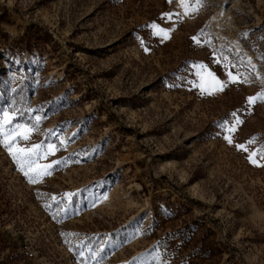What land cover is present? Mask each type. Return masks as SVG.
Instances as JSON below:
<instances>
[{"label": "rangeland", "instance_id": "obj_1", "mask_svg": "<svg viewBox=\"0 0 264 264\" xmlns=\"http://www.w3.org/2000/svg\"><path fill=\"white\" fill-rule=\"evenodd\" d=\"M183 11L179 0H0V119L35 127L18 147L56 145L41 164L66 161L31 184L0 143V264H264V159L235 147L264 146V101L248 103L264 93V0L165 18ZM202 30L249 82L193 86L201 63L228 79L193 41Z\"/></svg>", "mask_w": 264, "mask_h": 264}, {"label": "snow or ice", "instance_id": "obj_2", "mask_svg": "<svg viewBox=\"0 0 264 264\" xmlns=\"http://www.w3.org/2000/svg\"><path fill=\"white\" fill-rule=\"evenodd\" d=\"M173 0H169V3H172ZM205 0H179V4L181 8H183V13H175V14H165V18L168 20L173 19V15L179 18L181 15L192 16L198 13L204 7ZM150 27L153 30V35L160 36L162 39H170V34L173 31L171 27L162 28L158 24H151ZM193 41L201 46L208 45L212 48L213 56L215 58V62L221 64L225 74L227 75V80H221L216 74L208 69L206 64H198L194 65L197 69L196 75L199 78L198 82L193 81V86L198 88L201 94L212 95L216 92H222L227 86L228 83H247L249 82L246 77L238 70L237 63L232 60H229L226 55H224L223 51L217 49L215 45L212 44V40L209 38V35L201 31L199 36L193 37ZM143 43V41H141ZM147 50V49H146ZM256 101H264V93H260L257 96L249 97L248 103L251 105ZM235 118V124H241L242 121L236 118V114H232ZM13 117L9 113H4L3 118L0 119V143L4 145L5 148L8 149L10 155H12L13 159L16 161L17 165L20 168V171L27 178L28 182L31 184L42 183L44 178L50 176L52 174V170L54 166H57L61 163H66V161H52L51 163L41 164V160H46L50 155H55L56 151L59 149L55 144H35L29 148L18 147L20 142L27 141L30 139L31 133L35 130V127H28L24 124L16 123L14 126L10 128H6L12 122ZM37 121V125L39 123L40 118H35ZM224 130L228 133L225 136V139L228 143L233 144L232 133L236 130L235 126H229L226 122L222 125ZM255 143V140H249L246 144H235V147L238 150L244 151L248 153V159L253 163L257 164V157L260 159H264V146L259 149H255L249 151V147ZM61 145H64V142L61 141ZM15 149V150H14ZM73 193H66L65 196L68 199H71ZM53 201L59 204V201L55 196L51 197ZM106 199V197H105ZM46 208H51V204H46ZM63 209H58V211H62ZM53 218H56V213H53ZM66 237L75 236L76 234H63ZM66 243H70L69 240L66 239ZM83 255V253H81Z\"/></svg>", "mask_w": 264, "mask_h": 264}, {"label": "trees", "instance_id": "obj_3", "mask_svg": "<svg viewBox=\"0 0 264 264\" xmlns=\"http://www.w3.org/2000/svg\"><path fill=\"white\" fill-rule=\"evenodd\" d=\"M183 233H184V232H177V235H178V236H181ZM175 236H176V234H175ZM189 236H190V235H189ZM171 237H172V236H170L169 234H167V238H168V239H170ZM168 239H167V240H168ZM190 241H191V240L188 239L186 242H190ZM192 243H193V242H192ZM195 244H197V242H195Z\"/></svg>", "mask_w": 264, "mask_h": 264}]
</instances>
